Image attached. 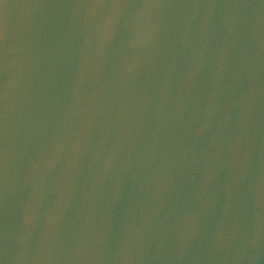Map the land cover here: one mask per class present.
<instances>
[{"label":"water","instance_id":"water-1","mask_svg":"<svg viewBox=\"0 0 264 264\" xmlns=\"http://www.w3.org/2000/svg\"><path fill=\"white\" fill-rule=\"evenodd\" d=\"M0 264H264V0H0Z\"/></svg>","mask_w":264,"mask_h":264},{"label":"snow or ice","instance_id":"snow-or-ice-1","mask_svg":"<svg viewBox=\"0 0 264 264\" xmlns=\"http://www.w3.org/2000/svg\"><path fill=\"white\" fill-rule=\"evenodd\" d=\"M0 38H2V35H0Z\"/></svg>","mask_w":264,"mask_h":264}]
</instances>
